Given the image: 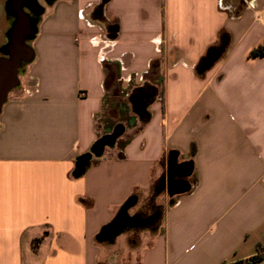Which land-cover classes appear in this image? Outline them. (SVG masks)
Instances as JSON below:
<instances>
[{
    "label": "crops",
    "instance_id": "1",
    "mask_svg": "<svg viewBox=\"0 0 264 264\" xmlns=\"http://www.w3.org/2000/svg\"><path fill=\"white\" fill-rule=\"evenodd\" d=\"M37 2L44 13L34 59L0 113V264H108L113 253L115 264H240L256 256L264 248V55L250 53L264 42V0ZM120 89H133L134 112L142 97L145 113L126 116L132 124L114 148L74 176L78 157L102 137L105 104L128 110ZM170 152L193 163L191 190L173 197L156 191ZM163 194L164 209L156 204ZM132 196L129 215L148 203L162 219L123 233L120 256L116 241L96 237Z\"/></svg>",
    "mask_w": 264,
    "mask_h": 264
},
{
    "label": "water",
    "instance_id": "2",
    "mask_svg": "<svg viewBox=\"0 0 264 264\" xmlns=\"http://www.w3.org/2000/svg\"><path fill=\"white\" fill-rule=\"evenodd\" d=\"M6 10L12 22L6 33V43L1 48L0 56V113L9 95L20 86V75L24 68L32 63L34 52L31 42L37 33V24L44 9L37 0H8ZM209 61L208 64H212ZM135 113L141 117L146 111L142 97H138ZM125 128L118 124L111 134L100 137L90 151L76 160L74 176L83 175L90 167L92 159L101 158L107 148H114L117 140L123 135ZM177 155L170 152L168 169L156 184L158 194L167 192L170 197L188 193L191 185L187 178L192 175V161L177 163ZM138 199L130 197L119 209L111 223L104 226L97 235L99 243L114 244L116 239L128 230L157 228L162 219V211L158 209L151 216L129 215V211L137 205Z\"/></svg>",
    "mask_w": 264,
    "mask_h": 264
},
{
    "label": "rangeland",
    "instance_id": "3",
    "mask_svg": "<svg viewBox=\"0 0 264 264\" xmlns=\"http://www.w3.org/2000/svg\"><path fill=\"white\" fill-rule=\"evenodd\" d=\"M41 3H43V1H41ZM10 24V23H9ZM8 24V26H9ZM2 55V54H1ZM0 55V56H1ZM133 89H130L128 91L126 90H119V96L120 98L118 100H122L123 103H125L126 107L128 108V110H125L124 107H120L118 109V112L111 113L110 108H108V104H105L104 106V110L98 115L97 117V124L99 129L102 131V136L103 135H107V134H111L113 129L115 128L116 125L121 124L123 126L126 127V129L128 128V126L132 123H129V121H127V117H135L138 119L137 114L132 111V105L129 102V94L131 95V91ZM110 100V98H108L106 100V103ZM118 107L117 105L115 106V108ZM114 108V109H115ZM115 116V117H114ZM127 116V117H126ZM170 203V199L168 195H162L160 196L157 201L156 204L159 205L162 209H164L166 206H168ZM125 237L121 236L119 238H117L116 240V245H117V252L120 256L126 255L127 249L125 246ZM124 243V245H123ZM115 253L112 254V258L109 260L108 264H115L117 262V259L114 258Z\"/></svg>",
    "mask_w": 264,
    "mask_h": 264
},
{
    "label": "trees",
    "instance_id": "4",
    "mask_svg": "<svg viewBox=\"0 0 264 264\" xmlns=\"http://www.w3.org/2000/svg\"><path fill=\"white\" fill-rule=\"evenodd\" d=\"M264 55V42L261 46H259L258 48H256L255 50H253L250 53V56L255 57V56H263ZM258 253L256 256L248 259L245 262H242L240 264H255L258 263L260 261H262L264 259V248L259 247L258 248Z\"/></svg>",
    "mask_w": 264,
    "mask_h": 264
},
{
    "label": "flooded vegetation",
    "instance_id": "5",
    "mask_svg": "<svg viewBox=\"0 0 264 264\" xmlns=\"http://www.w3.org/2000/svg\"><path fill=\"white\" fill-rule=\"evenodd\" d=\"M39 2L40 1H43L44 3H50L52 0H38ZM8 22L11 23L12 22V19L11 17L8 18ZM10 25V24H9ZM147 100V99H146ZM150 100V99H149ZM147 102H149L147 100ZM158 210V207L155 209L154 206L146 203L144 205H142V207H140L138 210H137V213L136 214H140L142 216H151L155 211ZM133 236H136V233H133Z\"/></svg>",
    "mask_w": 264,
    "mask_h": 264
}]
</instances>
